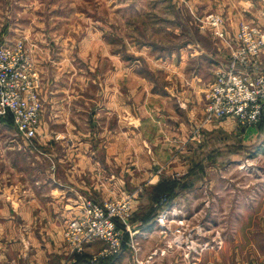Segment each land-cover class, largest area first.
<instances>
[{
  "label": "rangeland",
  "instance_id": "1",
  "mask_svg": "<svg viewBox=\"0 0 264 264\" xmlns=\"http://www.w3.org/2000/svg\"><path fill=\"white\" fill-rule=\"evenodd\" d=\"M215 1L0 0V46L23 44L33 64L36 92L41 102L40 135L30 144L16 133L12 124L0 123V264L21 258L20 251L8 250L9 242L19 244L31 235L33 243L48 244L47 236L41 235L45 233L39 230L50 227L51 236H55L57 230L52 229L57 226H61L59 233L67 256L75 264H264V139L249 150L240 147L238 142L237 149L233 136L218 127L232 119L216 124L205 121L207 95L221 69L213 73L186 74L183 79L175 71L171 78L169 71L165 79L164 71L153 68L165 61L159 57L163 59L165 53L176 51L183 38L199 42L209 37L224 50L228 63L231 52L224 41L237 45L235 50H241V46L244 47L238 38L241 26L253 31L258 39L264 35L263 28L247 21L239 22L235 33H229L225 27L226 12L215 9ZM212 19L218 20L217 26H213ZM217 31L224 34V41L217 38ZM203 42L209 43V40ZM144 49L154 52L153 56L148 58L142 52ZM257 61L253 62L254 66ZM178 62L174 60L175 66ZM189 62H193L187 67L190 70L200 64L195 58ZM124 67L126 92L117 89L119 73ZM133 74H138L147 84L152 83L155 87L151 90L159 95L166 92V84L172 83L175 90H180L184 83V91L186 83H190L194 87H187L190 97L198 94V90L203 94L201 106L194 108L190 101L189 120L184 110V118L178 116L171 127H174L175 137L183 134L181 141L167 140L168 145L171 142L174 145L171 161L169 159L161 168L160 164L153 166L147 172L133 171L131 167L124 170L115 167L113 162H105L107 157L102 151L107 137L100 128L112 131L116 121L98 123L94 133L82 139L87 138L88 149L95 153L93 159L98 165L102 164L99 169L103 171L99 174L121 175L123 186L107 198H100L97 189L91 191L89 197H82L68 218L46 216L25 220L16 217L9 221V178L11 181L45 179V171L55 173L54 161L37 157L43 156L42 151L53 157L62 146L71 147L69 136L62 145L54 140L51 132L59 128L53 122L43 121L42 101L49 103L54 99L57 104L54 110H67V114L74 110L73 102H69L74 99L78 102L76 108L87 113L92 109L88 100L99 104L100 100L117 99L122 92L120 97L126 93L128 102ZM61 100L69 103L65 105ZM83 122V117L78 116L76 123L85 133L91 127ZM70 124L69 120V129ZM237 126L240 130L251 128ZM45 129L52 139L42 137L41 131ZM133 143L127 139V148L134 147ZM136 143L143 145L139 140ZM81 144L86 146L84 141ZM113 145H117L116 139ZM149 157L152 161L153 156ZM163 161L164 158L161 163ZM97 178L94 177L93 184H97ZM122 200L129 204L128 216L123 220L111 219L120 234L118 252L98 257L108 246L103 241L84 245L79 252L72 251L66 239L67 222L81 215L82 206L103 207Z\"/></svg>",
  "mask_w": 264,
  "mask_h": 264
},
{
  "label": "crops",
  "instance_id": "2",
  "mask_svg": "<svg viewBox=\"0 0 264 264\" xmlns=\"http://www.w3.org/2000/svg\"><path fill=\"white\" fill-rule=\"evenodd\" d=\"M214 4L215 9L226 12V14L224 13L225 27L229 33L234 34L237 24L241 21L256 24L264 29V0H216ZM208 40L209 43L203 42ZM191 42V40L183 38L180 47L176 51L171 50L169 53H165L163 59L159 57V60L165 61L158 62L159 66L155 65L153 68L164 71L165 79L168 78L169 71L171 72V78L176 72L181 74L183 79L186 74L213 73L225 67L224 50H221L209 37L203 38L199 42H192L194 45ZM142 52H145L148 58L154 54V52L149 53L145 49ZM194 58L199 59L200 64L195 67V70H190L187 67H191L193 62H189V60ZM175 59L179 60L177 66L174 64ZM36 65L38 67V63ZM256 68L264 74V54L259 57ZM38 73L40 76H44L42 71H38ZM120 73L117 89L126 92L125 67ZM137 75L133 74L134 84L129 89L128 102L125 97L126 93H124V97H120L122 92L119 93L117 99L100 100L99 104L88 100V103H91L90 107H92L88 113L86 110L76 108L78 103L75 102L76 99L69 100L70 103L73 102L74 107V110H70L71 114H67V110L63 109L54 110V107L57 106L54 99L53 101L51 99L49 103L46 102L47 100H45V103L42 101L45 108L43 121L53 122L59 128V130L51 132L55 136L54 140L62 145V141L69 136L68 143L71 147L62 146V148H59L58 154L52 155L53 157L47 156L43 151L41 153L43 156L37 157V159L47 157L49 160L53 159L54 161L55 173L45 171L43 174L45 179L11 181L9 178V221L16 217L26 218L25 220L41 219V217H44V219L47 217L49 219L53 217L68 218L73 213L72 211L77 209L75 206L83 199L82 197H89L91 191L97 189L96 193L100 198L101 196L107 198L114 195L123 186L124 182L121 175L104 177L99 174L103 171L99 169L102 168V164L98 165L93 159L95 153L92 149H88L87 138L86 140L82 139L88 137L89 133L92 135L94 133L93 129L98 123L106 124L109 119H115L116 121V128L111 129L113 132L100 128L102 132L106 133L105 136L107 137L106 146L103 147L102 151L107 157L105 162L107 161L109 164L113 162L115 167L124 170L131 167L130 169L133 171L147 172L152 170L153 166L156 167L160 164L161 168L169 159L171 161L174 145L172 142L168 145L167 140L177 139V141H181L183 138V134L180 138L175 137L176 134L172 131L174 127L172 129L171 127L178 121V116L184 118V110L187 121L189 120L188 105L191 106L190 101H192L194 108L195 106H201L203 104V94L198 90V94L190 97L187 87L194 89L190 83H186L185 91L184 83H181L180 90H175L172 83L166 84V92L159 95L155 93L156 91L151 90L155 87L152 83L147 84ZM62 102L65 105L69 103L61 100L60 103ZM78 116L83 117V123L89 125L92 130L86 129L85 133L81 132L83 128L76 123ZM69 120L71 123L70 129L68 128ZM218 127L233 136L237 149L238 142L243 149L255 148L264 139V111L261 122L255 127L240 130L233 120H226L220 123ZM38 134L40 135L39 130ZM41 135L45 140L52 139L47 129L41 131ZM114 139L117 140V145H113ZM127 139L134 141V147L127 148ZM138 140L144 146L148 144V147L138 145L136 143ZM82 141L85 142V147L81 144ZM149 156H153L152 161ZM163 158L164 161L161 163ZM94 177H98L97 184L92 183ZM132 182L134 183V180ZM136 182L137 180H135ZM151 182L156 183L157 180H151ZM45 198H48V200ZM60 230L61 226L53 228L52 231H56V233L55 236H51L50 227L40 228L39 231L45 233L41 235H46L47 240H49V243L44 245L33 243L31 235H27L24 242L21 241L19 244L9 242L7 245L8 250L20 251L21 258L18 261L10 260L8 264H16V262L22 264H75L76 262H72L71 257L67 256L61 233H59ZM84 264L89 263L85 262Z\"/></svg>",
  "mask_w": 264,
  "mask_h": 264
},
{
  "label": "built area",
  "instance_id": "3",
  "mask_svg": "<svg viewBox=\"0 0 264 264\" xmlns=\"http://www.w3.org/2000/svg\"><path fill=\"white\" fill-rule=\"evenodd\" d=\"M213 26L218 25L212 19ZM216 31V29H215ZM217 38L224 41V34L217 31ZM246 26H241L237 45L224 41L230 49V59L218 71L207 95L204 110L205 121L216 124L223 119H232L245 127L256 126L264 109V74L254 63L264 52V35L259 39ZM222 37V38H221ZM33 64L25 52L23 44H4L0 46V118H10L16 133L30 144L37 135L41 102L35 86ZM130 207L127 200L116 205L103 207L84 205L81 215L67 222L66 239L71 250L103 241L108 246L98 257L116 254L119 249V233L111 219H124ZM121 237V236H120Z\"/></svg>",
  "mask_w": 264,
  "mask_h": 264
},
{
  "label": "trees",
  "instance_id": "4",
  "mask_svg": "<svg viewBox=\"0 0 264 264\" xmlns=\"http://www.w3.org/2000/svg\"><path fill=\"white\" fill-rule=\"evenodd\" d=\"M261 120H262V118H261ZM261 120H260V122H261ZM0 122H6V123H8V124H12L10 118H8V117H7V118H4V119L0 118ZM260 122H259V123H260ZM259 123H258V124H259Z\"/></svg>",
  "mask_w": 264,
  "mask_h": 264
}]
</instances>
